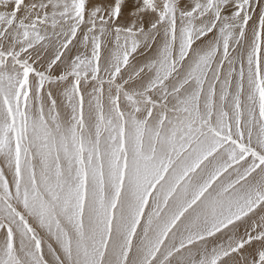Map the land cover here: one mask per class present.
<instances>
[{"label": "snow or ice", "instance_id": "1", "mask_svg": "<svg viewBox=\"0 0 264 264\" xmlns=\"http://www.w3.org/2000/svg\"><path fill=\"white\" fill-rule=\"evenodd\" d=\"M0 264H264V0H0Z\"/></svg>", "mask_w": 264, "mask_h": 264}]
</instances>
